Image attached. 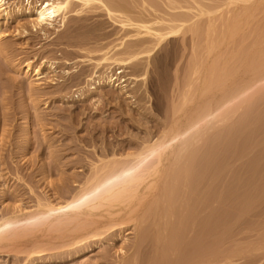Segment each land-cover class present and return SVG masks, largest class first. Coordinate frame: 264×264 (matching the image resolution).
Listing matches in <instances>:
<instances>
[{"label": "bare ground", "instance_id": "bare-ground-1", "mask_svg": "<svg viewBox=\"0 0 264 264\" xmlns=\"http://www.w3.org/2000/svg\"><path fill=\"white\" fill-rule=\"evenodd\" d=\"M25 1L0 0V19L27 18L33 32L44 36L52 28L60 31L56 23L65 25L73 3L102 4ZM166 1L171 13L152 20L104 4L110 20L153 46L133 50L126 60L110 56L119 51L113 46L97 64L139 63L176 36L189 46L183 84L171 90L177 94L169 97L163 132L119 158L114 153L103 160L101 154L69 200L37 198L33 209L19 205L0 216V254L31 259L117 232L123 244L130 231L134 241L126 249L121 244L115 264H264V0H182L190 7ZM55 63H27L31 86L40 85L44 67L57 71ZM149 67L147 60L144 74ZM112 80L113 74L106 75L99 85L125 81ZM119 89L131 98L125 85Z\"/></svg>", "mask_w": 264, "mask_h": 264}, {"label": "rangeland", "instance_id": "rangeland-1", "mask_svg": "<svg viewBox=\"0 0 264 264\" xmlns=\"http://www.w3.org/2000/svg\"><path fill=\"white\" fill-rule=\"evenodd\" d=\"M101 2L88 7L73 3L65 25L56 23L60 31L52 28L45 36L41 31L34 33L27 18L0 19V216L13 213L19 205L33 209L37 198L69 200L99 158L126 155L144 138H158L164 130L168 101L183 84L182 68H186L190 52L179 36L163 41L149 59L139 63L97 64L113 46L119 51L110 56L123 60L153 46L151 42L147 45L149 38H140L136 31L110 20L104 4L138 20L168 15L169 4L166 0ZM183 2L180 0L179 5L192 6ZM14 4L9 7L12 15ZM142 40L147 42L144 47ZM147 60L150 67L144 74ZM43 61L56 62L57 71L44 67L40 85L31 86L33 77L24 67L32 63L37 68ZM117 71L123 72L119 75L126 81L122 80L120 87L97 84V79ZM123 85L131 98L122 94L119 88ZM118 233L31 259L22 254H0V264H115L122 255L121 246L134 241L133 233L127 231L126 244H122Z\"/></svg>", "mask_w": 264, "mask_h": 264}, {"label": "built area", "instance_id": "built-area-1", "mask_svg": "<svg viewBox=\"0 0 264 264\" xmlns=\"http://www.w3.org/2000/svg\"><path fill=\"white\" fill-rule=\"evenodd\" d=\"M26 2V1H25ZM25 2H24V4H25ZM113 74V80L112 81H114V83H115V85L117 84V83H119V82H121L124 78H123V76H121V75H119V73L118 74H116V73H111L110 72V74H107V75H112ZM104 78L105 77H103V78H100V79H97L96 80V82H103L104 81Z\"/></svg>", "mask_w": 264, "mask_h": 264}]
</instances>
